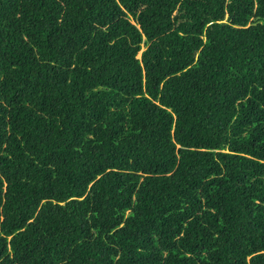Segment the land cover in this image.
I'll use <instances>...</instances> for the list:
<instances>
[{
    "label": "trees",
    "instance_id": "obj_1",
    "mask_svg": "<svg viewBox=\"0 0 264 264\" xmlns=\"http://www.w3.org/2000/svg\"><path fill=\"white\" fill-rule=\"evenodd\" d=\"M0 264H264V0H0Z\"/></svg>",
    "mask_w": 264,
    "mask_h": 264
},
{
    "label": "rangeland",
    "instance_id": "obj_2",
    "mask_svg": "<svg viewBox=\"0 0 264 264\" xmlns=\"http://www.w3.org/2000/svg\"><path fill=\"white\" fill-rule=\"evenodd\" d=\"M143 50H144V47L141 48V50H140V52L138 54V57H140V55H141V53H142Z\"/></svg>",
    "mask_w": 264,
    "mask_h": 264
}]
</instances>
